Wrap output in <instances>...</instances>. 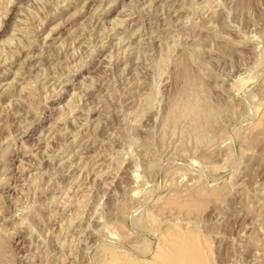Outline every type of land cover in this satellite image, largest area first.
<instances>
[{"label": "rangeland", "instance_id": "obj_1", "mask_svg": "<svg viewBox=\"0 0 264 264\" xmlns=\"http://www.w3.org/2000/svg\"><path fill=\"white\" fill-rule=\"evenodd\" d=\"M238 261L264 264V0H1L0 264Z\"/></svg>", "mask_w": 264, "mask_h": 264}, {"label": "bare ground", "instance_id": "obj_2", "mask_svg": "<svg viewBox=\"0 0 264 264\" xmlns=\"http://www.w3.org/2000/svg\"><path fill=\"white\" fill-rule=\"evenodd\" d=\"M1 1V0H0ZM11 2V1H10ZM77 15V14H76ZM50 35V34H49ZM21 47V46H20ZM4 58V57H3ZM26 58V57H25ZM190 64V63H189ZM31 65V64H30ZM32 67V66H31ZM35 67V66H34ZM188 68V67H187ZM184 70V69H183ZM19 72V71H18ZM17 72V73H18ZM187 72H188V70H187ZM186 72V73H187ZM44 73V72H43ZM188 74V73H187ZM189 75V74H188ZM186 76V75H185ZM190 77V81L189 82H192V83H196V80L194 79V78H192L191 77V75L189 76ZM16 79V78H15ZM185 81V80H184ZM188 82V83H189ZM188 85H190V83L188 84ZM192 85V84H191ZM194 85H196V84H194ZM184 87H185V85H184ZM188 87V86H187ZM196 87L194 86V89H195ZM185 89V88H184ZM190 89H191V86H190ZM189 90V89H188ZM192 90V89H191ZM197 90H198V88H197ZM184 91V90H183ZM190 92V91H189ZM198 92V91H197ZM196 92V93H197ZM200 92V91H199ZM186 93V92H185ZM192 93V92H191ZM191 93H190V95H191ZM195 93V94H196ZM184 94V93H183ZM182 94H180V96H181ZM187 95V94H186ZM185 95V96H186ZM182 96H184V95H182ZM192 96V95H191ZM191 96H189L190 98H191ZM203 96V95H202ZM179 97V96H178ZM188 97V96H187ZM187 97H183L182 99H183V101H185V99L187 98ZM201 97V96H200ZM199 97V98H200ZM207 98L208 97H206V99H205V102L207 101ZM175 101H176V99H175ZM179 101H180V98H179ZM191 101H192V98H191ZM188 102V101H187ZM184 103V102H183ZM192 103V102H191ZM190 103V104H191ZM198 103V102H197ZM207 103H208V101H207ZM185 105V104H184ZM211 106V105H210ZM174 107V106H173ZM214 107V106H213ZM215 108V107H214ZM213 108V109H214ZM185 109V108H184ZM193 109H194V111H193ZM175 110V109H174ZM182 110V109H181ZM192 111H193V121H194V123L196 124V127H197V135H198V137L199 138H202L203 136H204V134L206 133H204V127H205V125L207 124V123H209V120H210V118L212 117V109L209 107V105H207V104H205L204 102L203 103H200V104H197L196 106L194 105V108H192ZM178 113V112H177ZM213 114H214V116H215V113L213 112ZM172 115V114H171ZM217 115H218V113H217ZM167 117V116H166ZM192 117V116H191ZM175 118V117H174ZM216 118V117H215ZM214 118V119H215ZM189 120V119H188ZM216 120V119H215ZM169 121H167L166 122V125H167V123H168ZM189 122V121H188ZM215 123V122H214ZM189 124H190V122H189ZM212 124V123H211ZM170 126V125H169ZM190 126H191V124H190ZM212 126V125H211ZM176 128V127H175ZM212 128V127H211ZM183 129V128H182ZM181 129V130H182ZM184 130V129H183ZM182 130V131H183ZM207 130V129H206ZM184 131H186V130H184ZM182 134L184 133V132H181ZM191 133H193V132H191ZM192 135V134H191ZM207 136V135H206ZM164 137V136H163ZM194 137V136H193ZM205 137H203V140H205L204 139ZM184 140V139H183ZM200 141V140H199ZM181 148V147H180ZM199 181V180H198ZM83 212V211H82ZM149 215V214H148ZM149 221V220H148ZM98 231V230H97ZM244 235V234H243ZM247 237V236H246ZM234 240V239H233ZM257 242V241H256ZM194 243V242H193ZM236 243V242H235ZM252 243V242H251ZM237 244H238V242H237ZM198 246H199V244H198ZM244 246V245H243ZM195 247V246H194ZM240 247H241V245H240ZM145 248H147V247H145ZM191 248H193V247H191ZM148 249V248H147ZM146 250V249H145ZM185 250V249H184ZM193 250V249H192ZM195 250V249H194ZM199 250H201V248L199 249ZM199 250H198V254H199ZM243 250V249H242ZM150 251V250H149ZM234 251V250H233ZM145 252V251H144ZM188 252V251H187ZM228 252V251H227ZM241 252V251H240ZM240 252H239V254H240ZM256 252V251H255ZM235 253V252H234ZM260 253V252H259ZM189 254V253H188ZM203 254V253H202ZM255 255V254H254ZM256 255H257V253H256ZM260 255V254H259ZM259 255H257V256H259ZM191 256V255H190ZM190 256H188V257H190ZM199 256V255H198ZM185 257H187L186 255H185ZM184 257V258H185ZM187 257V259H191V258H188ZM194 257V256H193ZM201 257V256H200ZM203 257V256H202ZM199 258V257H198ZM206 258V257H205ZM193 259V258H192ZM194 259H196V257L194 258ZM203 259V258H202ZM183 260V259H182ZM186 260V259H185ZM234 260H235V258H234ZM238 260V259H237ZM241 260V259H240ZM262 260V259H261ZM187 261V260H186ZM196 261V260H195ZM197 261H199V259L197 260ZM204 261H205V259H204ZM178 262V261H177ZM231 262V261H230ZM237 262V261H236ZM190 263V262H189ZM188 263V264H189ZM235 263V262H234ZM234 263H232V264H234ZM197 264H201V262H199V263H197ZM238 264H241V263H239V261H238ZM256 264V263H255Z\"/></svg>", "mask_w": 264, "mask_h": 264}]
</instances>
